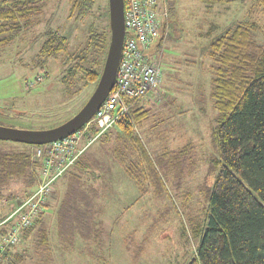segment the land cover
Listing matches in <instances>:
<instances>
[{
    "label": "rangeland",
    "instance_id": "1",
    "mask_svg": "<svg viewBox=\"0 0 264 264\" xmlns=\"http://www.w3.org/2000/svg\"><path fill=\"white\" fill-rule=\"evenodd\" d=\"M71 1L46 2L38 23L0 49V126L32 131L56 128L72 119L94 93L95 85L63 84L57 63L48 66L47 74L33 67L49 29L67 36L72 50L84 42L92 19H69ZM106 3L97 0L96 6L101 9ZM242 22L264 26L258 2L174 0L163 55L166 76L160 88L162 98L147 118L134 126L139 144L121 142L113 131L109 139L99 140L84 155L89 174H96V178L102 174L100 178L109 187L102 212L90 210L88 233L63 244L53 226L52 209L46 213L52 230V261L39 259L34 245L22 241L16 250L27 256L22 264H187L194 257L201 242L194 231L206 227L209 198L219 171L214 163L218 157L213 138L217 114L211 98L207 51L215 39ZM256 40L264 44L262 34ZM164 102L167 104L162 106ZM86 142L85 138L79 147ZM186 146L190 147L185 152H178ZM0 147L33 146L0 141ZM115 148L136 168L140 185L117 160ZM12 209L11 202L1 204V216Z\"/></svg>",
    "mask_w": 264,
    "mask_h": 264
},
{
    "label": "trees",
    "instance_id": "2",
    "mask_svg": "<svg viewBox=\"0 0 264 264\" xmlns=\"http://www.w3.org/2000/svg\"><path fill=\"white\" fill-rule=\"evenodd\" d=\"M200 1L208 4L229 2ZM254 1L264 12V0ZM46 2L49 0H0V49L10 46L24 31L38 23ZM96 4L97 0L71 1L69 19H92L84 42L80 48L72 50L67 36L49 29L43 35L33 67L47 74L48 66L57 63L62 69V83L67 87L76 82L83 87H97L110 46L111 28L109 1L101 9ZM169 5L172 15V0ZM98 20L101 25L96 22ZM259 33L264 36V26L252 22L237 23L215 39L207 51L211 61V98L217 114L213 138L218 157L214 163L219 171L209 198L206 227L194 231L201 238L200 245L187 264H264V44L256 40ZM148 114L141 104H136L131 109V119L123 118L118 122L121 133L116 139L139 144L134 137V126ZM97 131L98 128L93 126L87 138ZM111 135L109 132L103 137L109 139ZM189 147L178 152H185ZM113 152L140 185L136 168L128 164L125 154L116 148ZM84 155L63 177L67 182L66 192L56 227L58 239L63 244H71L79 234L88 233L86 220L91 211L87 197L81 194L88 173ZM144 155L147 157L146 152ZM38 168L31 147H0V205L26 201L38 185ZM7 216L2 214L0 218ZM71 225H74L71 229H65ZM8 228V225L0 227V242ZM92 231L98 236L95 228ZM51 232L45 209L35 225L22 232L21 242L32 243L39 259L51 260ZM21 242L9 247L0 263L22 264L27 256L24 251L16 253Z\"/></svg>",
    "mask_w": 264,
    "mask_h": 264
},
{
    "label": "built area",
    "instance_id": "3",
    "mask_svg": "<svg viewBox=\"0 0 264 264\" xmlns=\"http://www.w3.org/2000/svg\"><path fill=\"white\" fill-rule=\"evenodd\" d=\"M126 36L115 86L92 120L75 134L42 146L32 147L33 160L39 163L38 185L23 202H13L12 212L0 227L8 233L0 242V258L22 240V232L32 228L55 190V184L76 164L95 141L107 135L123 118L131 119V109L149 95L161 97L164 75L163 53L167 49L171 19L169 0H124ZM38 81L42 77L38 75ZM93 126L98 131L90 138ZM87 139L83 148L79 147Z\"/></svg>",
    "mask_w": 264,
    "mask_h": 264
},
{
    "label": "water",
    "instance_id": "4",
    "mask_svg": "<svg viewBox=\"0 0 264 264\" xmlns=\"http://www.w3.org/2000/svg\"><path fill=\"white\" fill-rule=\"evenodd\" d=\"M111 40L103 73L98 85L84 107L64 124L45 131H32L0 126V141L42 146L67 138L89 123L115 86L126 36L125 1L108 0ZM0 107V113H2Z\"/></svg>",
    "mask_w": 264,
    "mask_h": 264
},
{
    "label": "crops",
    "instance_id": "5",
    "mask_svg": "<svg viewBox=\"0 0 264 264\" xmlns=\"http://www.w3.org/2000/svg\"><path fill=\"white\" fill-rule=\"evenodd\" d=\"M172 4H173V9H174V0H172ZM169 36H170V33H169ZM167 43H168V41H167ZM163 55H164V53H163ZM165 74H166V70H165ZM163 79H164V77H163ZM157 104H158L157 100H155L153 94H151L141 103V106L145 111L150 113L152 111V109H154V106L155 105L157 106ZM166 104L167 103L164 102L162 104V106H165ZM113 131L116 135L118 133H121V129L118 125H116L112 130H110V133H112ZM102 138H104V137H101L100 139L95 141L93 144H91L88 148H86L84 150L83 154H85L86 152L88 153V150H90L92 147H94V145L99 140H101ZM84 145L81 146V148H83ZM72 167L74 168L75 165ZM103 171H104V169H103ZM101 175L102 174H99L96 178L95 177L96 174H94L92 176L91 174H89V169H88V173L86 174L87 179L82 183L83 188L81 190V194H83L87 197L88 207L94 213H97L98 211L100 213L102 212L101 208H103L104 202L107 198V194H109L108 193L109 187L106 185L105 180L100 178ZM66 184H67V182L64 180V178H61L55 184L54 193L52 194V196L50 197V199L48 200V203H47V208H46L47 214L50 213L52 211V209H55V213H54L55 217H53V218H55L54 225H53V226H55V229L57 227L59 209L62 206V204L64 202V198H65V192H66V186L65 185Z\"/></svg>",
    "mask_w": 264,
    "mask_h": 264
},
{
    "label": "flooded vegetation",
    "instance_id": "6",
    "mask_svg": "<svg viewBox=\"0 0 264 264\" xmlns=\"http://www.w3.org/2000/svg\"><path fill=\"white\" fill-rule=\"evenodd\" d=\"M0 114H2V113H0Z\"/></svg>",
    "mask_w": 264,
    "mask_h": 264
}]
</instances>
